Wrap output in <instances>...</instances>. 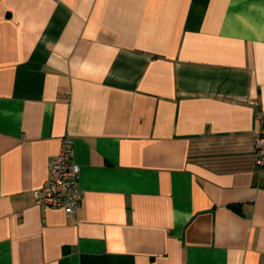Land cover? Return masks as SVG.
Returning <instances> with one entry per match:
<instances>
[{
  "label": "crops",
  "instance_id": "1",
  "mask_svg": "<svg viewBox=\"0 0 264 264\" xmlns=\"http://www.w3.org/2000/svg\"><path fill=\"white\" fill-rule=\"evenodd\" d=\"M263 124L264 0H0V264H264Z\"/></svg>",
  "mask_w": 264,
  "mask_h": 264
},
{
  "label": "built area",
  "instance_id": "2",
  "mask_svg": "<svg viewBox=\"0 0 264 264\" xmlns=\"http://www.w3.org/2000/svg\"><path fill=\"white\" fill-rule=\"evenodd\" d=\"M254 166L264 175V124L254 140ZM80 166L74 161L70 135L61 139L58 152L50 159L48 175L43 184L32 191L34 205L40 209H63L76 213L82 197L79 187Z\"/></svg>",
  "mask_w": 264,
  "mask_h": 264
}]
</instances>
